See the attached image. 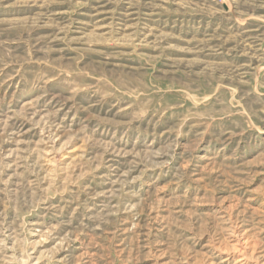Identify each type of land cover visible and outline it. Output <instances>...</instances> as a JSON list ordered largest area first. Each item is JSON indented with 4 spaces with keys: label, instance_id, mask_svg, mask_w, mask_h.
<instances>
[{
    "label": "rangeland",
    "instance_id": "374dc122",
    "mask_svg": "<svg viewBox=\"0 0 264 264\" xmlns=\"http://www.w3.org/2000/svg\"><path fill=\"white\" fill-rule=\"evenodd\" d=\"M0 264H264V0H0Z\"/></svg>",
    "mask_w": 264,
    "mask_h": 264
}]
</instances>
